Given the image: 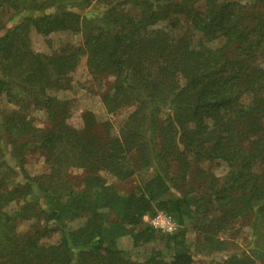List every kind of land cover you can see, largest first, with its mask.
Returning <instances> with one entry per match:
<instances>
[{
  "label": "trees",
  "instance_id": "trees-1",
  "mask_svg": "<svg viewBox=\"0 0 264 264\" xmlns=\"http://www.w3.org/2000/svg\"><path fill=\"white\" fill-rule=\"evenodd\" d=\"M12 20L0 36V264L264 257V0H0V31ZM65 30L80 33L81 45L32 49L31 31ZM81 58L92 78L109 82L100 94L107 113L135 107L117 135L90 111L72 127L69 101L51 95L70 88ZM33 151L44 171L31 176ZM203 160L228 170L216 177ZM104 174L144 178L123 193ZM12 202L20 204L6 213ZM156 211L173 217L174 233L141 227ZM236 219L249 221L250 244L233 253L219 234ZM187 226L198 234L193 247ZM126 237L129 249L120 246ZM158 239L159 248L137 252Z\"/></svg>",
  "mask_w": 264,
  "mask_h": 264
},
{
  "label": "rangeland",
  "instance_id": "rangeland-1",
  "mask_svg": "<svg viewBox=\"0 0 264 264\" xmlns=\"http://www.w3.org/2000/svg\"><path fill=\"white\" fill-rule=\"evenodd\" d=\"M227 1H236V0H227ZM239 1V0H237ZM248 1V0H243ZM245 3V2H243ZM87 10V11H86ZM84 11V15L88 16L90 13V8ZM16 20H12L11 22L7 23L6 27L0 31V36L9 28H11L15 24ZM30 43L32 49L41 54H50L54 51H57L61 45L63 44H70L73 46H79L82 43V36L80 33L72 32L69 30L65 31H58L49 34L48 36L44 37L31 31L30 33ZM223 44L222 39L216 40L214 42L208 43L209 48H216ZM71 77V85L68 90L52 92L51 95L55 96L57 99L61 100H68L69 101V110L71 115L69 117L68 123L74 128H81L82 121L81 115L83 112L90 111L94 114L97 122H108L112 129V134L117 135L118 130L122 126L123 122L127 118V116L134 110V106L124 107L116 112L107 113L102 106L100 101V94L108 85V80H95L92 78L85 66V58H81L80 62L75 69L70 74ZM110 80V79H109ZM2 109L5 111H9L13 107L4 105L2 102L1 105ZM34 123L37 127H44L45 126V116L42 112L36 111L33 113ZM201 170L206 171L207 173H211L216 177H223L228 168L226 164L222 163L221 161H202L200 164ZM27 173L29 175H36L44 171L43 165V157L38 151H33L29 153L25 158V165H24ZM71 173L78 174L79 170L72 169ZM105 179L108 183H113L119 190L123 193L129 192L133 189L138 183H140L141 179L144 176L132 178L126 182H118L111 178L109 175L104 174ZM19 202H12L8 206L4 208L6 213H12L14 210L17 209ZM157 212V211H156ZM155 212V213H156ZM154 216V215H153ZM152 216H145L142 221L141 227L149 226V220ZM212 220V217L210 221ZM209 221V222H210ZM208 222V223H209ZM249 221H243L242 219H236L232 221L231 225L228 228H225L221 231H224L223 234H219L222 236L227 244V249L232 251L233 253L242 252L248 250L250 244V225ZM33 221L23 222L20 223L18 226V230L20 232H26ZM150 227V226H149ZM162 235V234H161ZM160 238V237H159ZM198 234L191 226H187V233H186V241L187 243L193 247L195 240H197ZM56 241V237L49 239L47 242L54 243ZM160 239L147 244L140 248L137 252H144L149 251L155 248H159L161 246ZM120 246L124 249L130 248L129 239L126 237L120 242ZM136 250L133 251L135 253ZM140 254V253H139ZM195 257V262L193 264H202L204 262L211 261L212 263H217L223 258H225V254H217L212 256H206L204 254H196L193 252ZM262 259L257 260V264H264V257Z\"/></svg>",
  "mask_w": 264,
  "mask_h": 264
},
{
  "label": "built area",
  "instance_id": "built-area-1",
  "mask_svg": "<svg viewBox=\"0 0 264 264\" xmlns=\"http://www.w3.org/2000/svg\"><path fill=\"white\" fill-rule=\"evenodd\" d=\"M149 226L162 234H172L177 230V225L170 215L157 211L149 220Z\"/></svg>",
  "mask_w": 264,
  "mask_h": 264
}]
</instances>
